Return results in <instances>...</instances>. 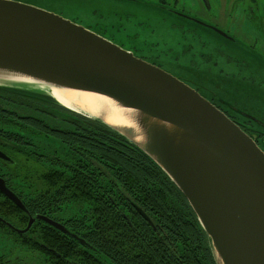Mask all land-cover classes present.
<instances>
[{
    "label": "water",
    "instance_id": "95a60500",
    "mask_svg": "<svg viewBox=\"0 0 264 264\" xmlns=\"http://www.w3.org/2000/svg\"><path fill=\"white\" fill-rule=\"evenodd\" d=\"M54 87L107 97L129 112L130 123L67 107L50 93ZM0 88L49 97L110 127L182 192L216 264H264V151L180 78L60 14L0 0ZM238 113L264 129L255 116ZM0 192L25 210L1 178ZM36 218L62 227L38 215L17 231Z\"/></svg>",
    "mask_w": 264,
    "mask_h": 264
},
{
    "label": "trees",
    "instance_id": "16d2710c",
    "mask_svg": "<svg viewBox=\"0 0 264 264\" xmlns=\"http://www.w3.org/2000/svg\"><path fill=\"white\" fill-rule=\"evenodd\" d=\"M0 93L52 109L54 122L63 125L66 119L59 111L71 112V125H66L62 132H55L52 143L44 144V148L49 150L47 148L56 145L57 155L78 167L63 166L51 159L45 167L37 162H18L12 179L20 184L30 183L35 188L29 205L32 212L43 213L59 204L88 207L89 219L86 218L84 224L89 223L91 231L84 234L86 245L71 242L76 245L79 261L86 264H216L207 235L185 196L135 145L100 121L77 114L49 97L1 88ZM90 123L93 133H89ZM30 130L25 133L32 134L33 129ZM89 135L92 139H88ZM25 138L41 141L34 134L22 136L21 140ZM20 151L26 154L32 149L21 147ZM13 207V223L25 226L27 215ZM1 210L2 205V214ZM41 232L45 230L36 221L25 235L15 233L16 242L26 244L21 240L24 236L39 239ZM49 245L58 248L64 243ZM28 246L33 250L41 249L34 241Z\"/></svg>",
    "mask_w": 264,
    "mask_h": 264
},
{
    "label": "flooded vegetation",
    "instance_id": "af4514ba",
    "mask_svg": "<svg viewBox=\"0 0 264 264\" xmlns=\"http://www.w3.org/2000/svg\"><path fill=\"white\" fill-rule=\"evenodd\" d=\"M146 2L142 4L153 6L155 2H159L176 16L189 22H204L217 28L221 33L218 34L222 37L232 38L236 43L235 46L243 51L242 54L235 50L233 54H229L225 49L217 50L222 57L227 58L229 62H233L240 67V70H237L240 72V78L251 81V83H246L245 85L250 84L255 90L253 87L255 86L253 77L255 68L258 67L262 71L260 65L263 63L264 66V0H147ZM167 16L173 18L171 15ZM87 28L91 29L90 27ZM123 30L121 31L120 28L114 29L115 34L121 33ZM97 33L103 35L100 32ZM110 40L113 41V39ZM125 49L131 51L136 57L162 68L161 63L163 61L157 53L149 52L147 54L136 48ZM193 67L196 68L198 66ZM200 70H204V68ZM206 70L212 71L214 67ZM261 77L263 76L259 78ZM187 79L189 80L183 81L224 113L264 151V129L261 126L240 115L238 111L243 110L234 106L228 99L221 98V94L217 93V90L210 85L206 83L196 84V81L190 78ZM227 79L231 81L230 78ZM231 83L232 89L237 92L239 89L238 85H240L239 81L236 84ZM42 106L31 100L14 98L0 93V153L4 155L0 157V178L25 207V210L21 209L9 197L0 192V205H2V214L0 213V264H86V261H79L76 245L71 244V242L75 244L77 242L81 243L77 239L80 238L86 243L84 234L91 231L89 223L84 224L85 219H89L88 207L85 205L59 204L50 206L43 213L32 212L29 205L34 199L35 195L33 192L36 191L35 188L30 183L20 184L12 179L18 162H37L45 167L48 164L47 160L51 159V161H57L63 166L78 167L76 163H68L64 157L57 155L56 145L47 148L49 150L44 148V144L52 143L55 132H62L63 129L67 128L66 125H71L69 122L73 119L71 112L59 111L60 114H63L61 117L66 119V125H63L54 122L56 117L52 109L42 108ZM32 121L43 123H31ZM90 124V127H88L89 133H93V125L92 123ZM31 128L33 129L32 134L25 133V131L31 132ZM33 134L36 137H40L41 141L36 140V142H33L31 138L30 140L27 138H25L26 140H21L22 136L25 137L27 135L29 137V135ZM90 136H88V139H92ZM30 144L34 145V147H31L32 145ZM89 144L92 145L90 141ZM21 147L32 149V152H26L25 154L20 151ZM36 147H40V149H36ZM19 186L24 188L21 189ZM9 202L10 204H8ZM13 205L27 215L25 226H17L13 223ZM141 212L142 216L143 214L145 215L144 212H142L143 214ZM38 215L50 219L62 227L56 228L45 220L36 218L25 232L17 231L26 229L30 217L35 218ZM144 219L146 218L144 217ZM36 221H39L41 227L45 230L44 233L41 232L39 239L32 236H24L21 240L26 244L20 245L17 243L15 233L25 235ZM146 221L155 229L154 224L149 219H146ZM31 241L38 242L41 249H31L28 246ZM62 242L64 245L58 248L49 245V243L59 244ZM81 258L83 259L82 256Z\"/></svg>",
    "mask_w": 264,
    "mask_h": 264
},
{
    "label": "rangeland",
    "instance_id": "374dc122",
    "mask_svg": "<svg viewBox=\"0 0 264 264\" xmlns=\"http://www.w3.org/2000/svg\"><path fill=\"white\" fill-rule=\"evenodd\" d=\"M20 1L60 14L86 28L90 27L106 38L113 39L119 46L136 48L147 54L155 52L162 58V69L181 80L190 78L196 84L210 85L222 97L218 96L228 99L243 110L241 112L264 122L263 63L260 65L263 73L260 68H255L254 90L250 84L245 85L251 81L240 78V72L237 71L240 67L222 57L217 50L225 49L229 54L235 50L242 54L243 51L235 46L232 38L222 37L210 28L176 16L159 2L146 6L142 3H147V0ZM119 28L121 31L124 29L123 32L115 34L114 29ZM210 67H214V70H206ZM202 68L204 70H200ZM238 81L240 85L236 92L231 82L236 84Z\"/></svg>",
    "mask_w": 264,
    "mask_h": 264
},
{
    "label": "bare ground",
    "instance_id": "6f19581e",
    "mask_svg": "<svg viewBox=\"0 0 264 264\" xmlns=\"http://www.w3.org/2000/svg\"><path fill=\"white\" fill-rule=\"evenodd\" d=\"M50 93L63 105L91 117L102 115L113 125H129V112L116 106L111 99L85 91L50 88ZM80 105V106H77Z\"/></svg>",
    "mask_w": 264,
    "mask_h": 264
}]
</instances>
